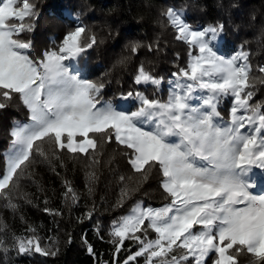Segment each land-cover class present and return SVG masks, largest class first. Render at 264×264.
<instances>
[{"label": "snow or ice", "instance_id": "snow-or-ice-1", "mask_svg": "<svg viewBox=\"0 0 264 264\" xmlns=\"http://www.w3.org/2000/svg\"><path fill=\"white\" fill-rule=\"evenodd\" d=\"M161 16L176 39L190 46L188 63L167 81L166 98L160 94L163 77L143 62L133 83L152 86L151 93L130 89L106 98L110 81L90 79L76 66L102 42L94 32L77 23L58 43L36 54L28 34L40 18L38 0L0 4V110L19 101L27 112L26 121H13L7 148L0 153V201L13 211L21 202L31 203L23 182L35 183L38 164L63 167L65 154L87 161L85 188L91 195L105 163V146L115 143L138 177H119V206L153 173L160 177L166 202L152 207L137 201L112 221V264H139L140 257L144 264H208L209 257L211 264H264V101L254 100L264 87V63L253 66L247 41L231 56L220 54L216 42L224 35L222 21L193 26L186 10L176 7ZM142 47L129 41L128 54L117 63L127 64ZM147 48L154 50L152 44ZM228 97L232 104L225 118L219 106ZM117 101H133L134 106ZM63 185L65 202L77 203L80 196L71 182ZM44 211L62 215L47 206ZM94 212L95 204L78 222L91 220ZM27 231L30 235L9 237L0 224V253L6 260L13 251L59 254L55 241L43 246L35 228ZM126 240L138 248L121 262L116 257L128 251ZM84 243L96 259L93 247L86 239Z\"/></svg>", "mask_w": 264, "mask_h": 264}, {"label": "trees", "instance_id": "trees-1", "mask_svg": "<svg viewBox=\"0 0 264 264\" xmlns=\"http://www.w3.org/2000/svg\"><path fill=\"white\" fill-rule=\"evenodd\" d=\"M5 0H0V4ZM40 18L35 22L34 31L28 34L32 39L35 52L57 43L69 29L77 23H83L97 36L98 44L87 50L77 62L82 72L90 79L100 77L110 81L105 90L106 98L120 91L130 89L153 91L150 85H134L133 77L140 63L150 68L152 73L163 77L161 95L167 94V81L178 66L184 67L189 60L190 46L176 39L175 30L161 16L168 7L186 10V20L193 26H204L216 21L225 24V31L220 42V52L234 54L241 44L247 41L246 48L251 51V62L255 67L264 63V0H38ZM235 5V7H233ZM79 14V15H78ZM255 17V20L252 17ZM129 41H139L144 45L137 56L130 62L119 65L117 61L127 55L125 45ZM152 44L153 51L147 45ZM159 50H155V45ZM255 101H264V87L257 91ZM124 107H133V101H117ZM232 104L228 97L220 104V111L227 118ZM27 112L19 101H14L7 109L0 110V153L8 144V131L14 120L26 121ZM105 163L98 170V180L94 192L89 195L85 188V161L83 158L73 159L65 154L64 166L38 164L32 180L23 182V189L29 193L31 203L21 202L18 210L4 207L0 201V224L6 226L9 237L12 233L27 236L29 227L36 229L43 246L55 241L60 251L56 257H45L40 254L17 255L11 252L5 259L0 253V264H97L100 259H108L112 264L113 246L109 242V231L113 220L124 216L139 200L146 206H161L166 201L160 188L158 174L153 173L129 198L120 204L122 184L121 175L137 179L127 159L122 155L115 143L105 146L103 157ZM111 160L110 163L108 161ZM3 167L0 158V168ZM59 173V175H57ZM68 180L80 198L77 203H67L62 196L65 191L63 181ZM130 184L132 182H129ZM45 200L48 201L45 205ZM95 204V212L91 220L78 218ZM59 210L62 215H53L44 211L45 207ZM97 226L99 232H97ZM69 234L71 243H68ZM154 237V233L150 234ZM87 240L96 259L87 251ZM128 251L116 257L123 261L130 253H134L138 245L126 240ZM213 257H209L211 264ZM144 264V257L138 258Z\"/></svg>", "mask_w": 264, "mask_h": 264}, {"label": "rangeland", "instance_id": "rangeland-1", "mask_svg": "<svg viewBox=\"0 0 264 264\" xmlns=\"http://www.w3.org/2000/svg\"><path fill=\"white\" fill-rule=\"evenodd\" d=\"M220 42H221V39H219V40L216 42V49L218 50V52H219L220 54H222V53L219 51V50H220ZM222 55H224V56H226V57H227V56H231V55H226V54H222ZM171 79H174V77H172ZM222 115L224 116V114H222ZM224 117H225V116H224ZM225 118H226V117H225ZM139 201H141V200H139ZM142 201H143L144 204H145V201H144V200H142ZM145 205H146V204H145ZM155 207H160V206H155ZM131 208H132V207H131ZM131 208H130V209H131ZM129 211H130V210H129ZM129 211H128V212H129ZM128 212H127V213H128ZM127 213H126V214H127ZM126 214H125V215H126ZM150 238H152V237H150Z\"/></svg>", "mask_w": 264, "mask_h": 264}, {"label": "built area", "instance_id": "built-area-1", "mask_svg": "<svg viewBox=\"0 0 264 264\" xmlns=\"http://www.w3.org/2000/svg\"><path fill=\"white\" fill-rule=\"evenodd\" d=\"M152 207H155V206H152ZM154 235H155V234H154ZM101 260H102V261H107V262H109V264H111L110 261H109L108 259H100L99 261H101Z\"/></svg>", "mask_w": 264, "mask_h": 264}]
</instances>
